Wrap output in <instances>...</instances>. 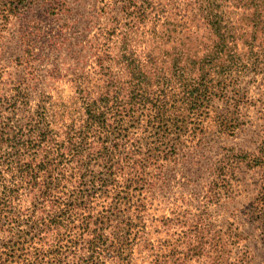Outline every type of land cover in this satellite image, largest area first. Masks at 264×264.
I'll use <instances>...</instances> for the list:
<instances>
[{
	"label": "trees",
	"instance_id": "16d2710c",
	"mask_svg": "<svg viewBox=\"0 0 264 264\" xmlns=\"http://www.w3.org/2000/svg\"><path fill=\"white\" fill-rule=\"evenodd\" d=\"M185 1L180 36L176 18L153 28L159 43L174 44L169 51L144 54L126 37L117 50L94 47L98 69L76 77L79 114L62 125L44 93L31 105L37 87H6L0 72V264H62L78 252L75 264L130 260L135 220L166 182V165L227 97L239 33L228 9L249 5ZM23 191L26 207L16 203Z\"/></svg>",
	"mask_w": 264,
	"mask_h": 264
},
{
	"label": "rangeland",
	"instance_id": "374dc122",
	"mask_svg": "<svg viewBox=\"0 0 264 264\" xmlns=\"http://www.w3.org/2000/svg\"><path fill=\"white\" fill-rule=\"evenodd\" d=\"M247 2V10L228 9L239 33L227 97L213 101L196 139L181 147L176 163L166 165L164 185L144 200L130 260L105 256L101 264H264V0ZM185 4L0 0L3 82L6 87L34 85L31 105L44 93L50 117L67 123L79 114L76 77L93 79L98 69L94 47L117 50L126 37L144 54L169 51L174 44L159 43L153 28L176 18L175 35L180 36ZM135 5L144 17L135 16ZM18 200L26 207L31 196L23 191ZM105 235L113 239L114 230L108 228ZM77 254L62 264L77 263Z\"/></svg>",
	"mask_w": 264,
	"mask_h": 264
}]
</instances>
